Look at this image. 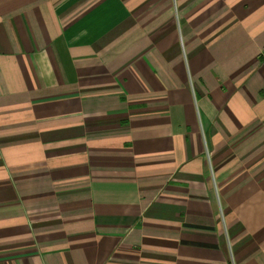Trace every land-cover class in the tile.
<instances>
[{
    "label": "crops",
    "instance_id": "0c3cea01",
    "mask_svg": "<svg viewBox=\"0 0 264 264\" xmlns=\"http://www.w3.org/2000/svg\"><path fill=\"white\" fill-rule=\"evenodd\" d=\"M0 264H264V0H0Z\"/></svg>",
    "mask_w": 264,
    "mask_h": 264
}]
</instances>
